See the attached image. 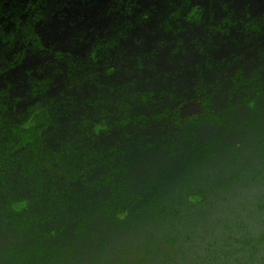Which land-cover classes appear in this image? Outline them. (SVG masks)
<instances>
[{"label": "trees", "instance_id": "trees-1", "mask_svg": "<svg viewBox=\"0 0 264 264\" xmlns=\"http://www.w3.org/2000/svg\"><path fill=\"white\" fill-rule=\"evenodd\" d=\"M0 264H264V0H0Z\"/></svg>", "mask_w": 264, "mask_h": 264}]
</instances>
